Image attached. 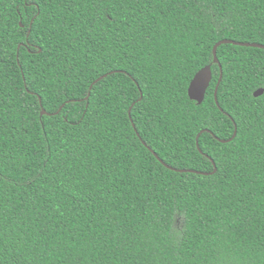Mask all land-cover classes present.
I'll list each match as a JSON object with an SVG mask.
<instances>
[{"label":"trees","instance_id":"obj_1","mask_svg":"<svg viewBox=\"0 0 264 264\" xmlns=\"http://www.w3.org/2000/svg\"><path fill=\"white\" fill-rule=\"evenodd\" d=\"M222 39L264 0H0V264H264V48L216 101Z\"/></svg>","mask_w":264,"mask_h":264},{"label":"water","instance_id":"obj_2","mask_svg":"<svg viewBox=\"0 0 264 264\" xmlns=\"http://www.w3.org/2000/svg\"><path fill=\"white\" fill-rule=\"evenodd\" d=\"M223 43H233V44H239V45H245V46H253V47L264 48V44H262V43H258V42H243V41H236V40H232V39H222V40L218 41L214 45V47H213L214 62L218 63V65H219V67L221 69V76H220V79H219V81L217 83L216 90H215L216 101H217V97H216L217 88H218L219 82H220L221 77H222V64L220 63V61L218 59V56H217V48H218L219 45H221ZM106 75L107 74H104V75L100 76L97 80L103 78ZM211 79H212V70H211V65L208 64L205 67H203L202 69H200L194 75L193 79L191 80V82L189 84V88H188V94H189L190 98L196 100L198 103H201L203 101L204 97H205V93H206V91H207V89H208V87L210 85ZM193 80H194V83H193V86H191ZM197 82L201 85L200 91L198 93L195 90V86H196ZM262 92H263V89L259 88L258 90L255 91L254 94L255 95H259ZM43 112L45 113L46 111L43 109ZM219 140L222 141V142H225V141H228L229 139L225 140V139H220L219 138ZM197 146H198L199 150L201 151V149L199 147V144H198V141H197ZM153 153L167 167L173 168V167L169 166L168 164H166L154 151H153ZM213 163L215 165V168H214L213 172H215L217 168H216V164H215L214 161H213ZM173 169H176V168H173ZM181 171H184V169H181ZM190 171L198 172V173H201V174H208V172L195 171V170H190Z\"/></svg>","mask_w":264,"mask_h":264},{"label":"snow or ice","instance_id":"obj_3","mask_svg":"<svg viewBox=\"0 0 264 264\" xmlns=\"http://www.w3.org/2000/svg\"><path fill=\"white\" fill-rule=\"evenodd\" d=\"M193 83H194V80L192 81L191 86H193ZM200 88H201V85L197 82L196 86H195V90H196L197 93L200 91Z\"/></svg>","mask_w":264,"mask_h":264}]
</instances>
